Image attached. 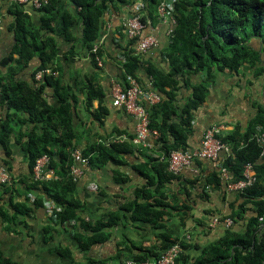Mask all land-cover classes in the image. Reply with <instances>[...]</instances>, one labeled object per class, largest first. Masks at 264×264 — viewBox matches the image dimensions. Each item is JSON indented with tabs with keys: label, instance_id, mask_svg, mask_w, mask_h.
Listing matches in <instances>:
<instances>
[{
	"label": "crops",
	"instance_id": "obj_1",
	"mask_svg": "<svg viewBox=\"0 0 264 264\" xmlns=\"http://www.w3.org/2000/svg\"><path fill=\"white\" fill-rule=\"evenodd\" d=\"M13 1L0 0V9L5 14L0 31V80L24 82L37 87L41 79L36 77L35 72L44 59L40 52L31 55L28 62H19L18 54L14 53L15 60L7 65L2 64L14 52L17 43L15 29L12 27L14 16L8 12ZM144 4V0L110 1L101 18L94 46L85 39L86 25L83 19H79L71 27L68 36L60 18L48 26L31 3L22 4L39 37H52L56 43V55L47 62V69L37 72L43 71V76L46 72L53 74L62 87L57 92L53 85L46 84L43 98L55 108L62 103L58 93L69 94L68 102L76 132L74 142L82 151L91 143L111 137L121 136L122 142H130L129 137L136 134L137 118L123 107L114 105L112 95L114 86H128L131 74L124 67L128 54L137 57L138 66L134 76L145 88L156 90L149 66H156L163 72L171 70L167 51L170 30L174 25L161 21L158 9L152 18L146 15V27L137 40L130 38L126 32L127 19L137 12L142 15ZM60 9L61 12L72 14L77 11L72 0H60ZM147 35H154L158 45L141 52L138 44ZM95 48L101 51L99 55H95ZM51 53L49 50L48 54ZM96 56L100 57L102 65L98 63ZM251 79L250 71L244 73L241 70L238 74L215 71L214 80L208 81L206 72H200L191 77L189 84H182L175 92L173 103L176 112L171 113L168 119L163 112H159L154 124L161 126L167 121L168 125L177 124L176 130H181V115L193 97L192 84L201 82L208 86L209 92L206 101L195 111L188 125L190 130L184 133L187 148L198 149L204 132L214 124L225 125L223 137L235 131L237 134L246 132L259 112L260 104L264 106V87L261 81L253 79L250 82ZM91 83L98 88V95L96 94L90 106L88 84ZM157 92L161 95L162 102L164 97ZM100 106L108 109L102 119L94 115ZM10 111L7 105L0 103V131ZM20 113L23 119L29 118L26 112ZM23 119L12 122L14 132L10 136V157L6 158V148L0 143V163L4 158L7 159L16 180L15 189L12 190L0 184V250L5 259L15 264H124L133 253L159 244L162 232L168 233L172 238H187L203 248L219 238L227 227L223 222L213 224L214 218L229 215L245 201L244 197L225 185V178H234L237 169L241 167L231 148L223 150L218 160L197 159L192 168L171 175L166 150L175 144L176 132L168 131L164 125L166 132L163 134L160 128L155 127L160 135L158 138H148L151 146L132 145L122 153V161L119 163L108 162L101 167L84 166V174L76 181V194L85 204L82 215L86 219L97 220L110 211H119L121 217L120 223L110 229L111 237L108 240L85 251L74 238L75 230L72 225L58 223V217L50 216L44 206L34 204L35 193L26 190L34 179L31 178L30 158L23 146L27 141L25 134L33 129L40 134L50 128L43 121L23 122ZM230 157L228 177L222 173L219 186L216 180L221 170L219 163H227ZM52 170L53 174L47 180L58 178L55 170ZM144 171L151 174L152 184ZM93 185L97 187L93 188ZM143 188L147 189V193L140 191ZM157 199L168 204V213L159 220L161 226L153 221L133 218L129 204L155 203ZM19 204L28 206L29 212L18 213ZM248 208L246 218L253 214V205L248 204ZM2 210L7 211L10 216H16L15 223L12 224L13 230L6 229ZM246 223V219L240 220L234 224V228L243 231ZM58 247L68 249L71 255L59 253L56 250Z\"/></svg>",
	"mask_w": 264,
	"mask_h": 264
},
{
	"label": "trees",
	"instance_id": "obj_2",
	"mask_svg": "<svg viewBox=\"0 0 264 264\" xmlns=\"http://www.w3.org/2000/svg\"><path fill=\"white\" fill-rule=\"evenodd\" d=\"M72 1L77 9L74 14L61 12L60 0H51L48 5L37 10L42 15L43 22L48 26L60 18L63 30L68 36L71 27L79 19H83L86 25L85 39L91 43V46H94V41L99 35L101 18L107 11L110 1L115 0ZM160 1L144 0L145 9H142V20L145 23L148 15L152 18L153 13H157ZM8 10L14 16L12 27L15 29L17 43L14 52L6 57L2 64L7 65L15 60L14 53L18 54L19 62H28L31 55L40 52L44 59L38 70H46L47 62L56 55L54 39L39 37L30 15L24 12L22 4L13 1ZM4 16V12L0 9V18L3 19ZM174 17L176 22L167 51L171 70L163 72L156 66H149V72L154 78V86L164 97L162 102L150 107L151 127H158L165 134L164 125H166L168 131L176 132L175 144L166 150L167 162L171 151L189 150L186 146L184 133L190 130L188 125L191 123L195 111L206 101L209 92L208 86L201 82L192 84L193 97L184 108L185 115H181L183 121L181 130H176L177 124L168 125L167 121L161 126L155 125V116L159 112H163L165 118L168 119L171 113L176 112L173 103L175 92L180 89L182 84H189L192 76L206 72L209 81L214 80L215 71H228L232 74H238L241 70L244 73L250 71L252 78L261 81L264 87V0H176ZM133 39L137 40L138 38ZM49 50L52 52L51 54H48ZM100 53L101 51L97 50L95 55ZM137 66V57L128 54L124 61L127 73L135 75ZM36 72L35 74L38 73ZM46 84L53 85L57 92L62 87L61 82L53 74L47 72L39 80L37 87L24 82L0 80L2 90L0 103H4L11 110L6 121L2 123L0 143L6 148V158L10 157L12 153L10 136L14 132L12 122L15 119H23L21 111L29 115V118L23 119V122L40 120L49 126L50 129H45L43 133L39 134L33 129L25 134L27 141L23 146L30 158L31 178L36 160L45 154L50 157L49 166L55 170L58 178L45 181L32 180L26 190L35 193V205L44 206L45 197L52 198L61 205L63 210L58 213V223L71 224L75 230L74 238L82 249L87 251L93 245L108 240L111 237L110 229L120 223L121 217L119 211H110L97 220L86 219L82 215L81 212L85 204L76 194L77 180H74L71 175V166L75 162L72 150L77 146L74 142L76 132L71 106L68 102L69 94L58 93L62 103L59 107L54 108L43 98ZM88 90L90 93L88 103L91 106L96 94L98 95L96 92L98 88L91 83L88 84ZM107 113L108 109L105 106H100L94 115L102 119ZM58 130H60L59 134ZM261 134H264V106L260 104L259 112L251 121L246 132L237 134L235 131L224 137L222 134L220 135L228 149H232L235 157L241 163L234 178H225L226 188L230 183L243 178L244 166L248 162L254 164L258 180L243 191L232 190L244 197L245 201L229 215L221 216L223 219L232 218L233 224L226 225L225 232L219 238L202 248L187 238H172L168 233L162 232L159 244L142 248L141 251L128 256V259L157 260L172 245L179 243L182 252L177 258L176 264H264V221L260 220L261 217H264V143L259 141ZM133 137L134 135L129 137L128 141L130 142H117L111 137L89 144L83 149V154L88 159L87 165L101 167L108 162H121L122 153L129 150L132 145L135 146L132 141ZM6 158L0 165L6 166L11 183L2 186L12 190L15 189L16 180L13 178ZM231 159L232 157L227 160V163H219L221 170L216 178L219 186H221L220 180L223 173L222 166L228 169ZM172 174L174 173L171 172ZM144 175L149 178V183L152 184L151 174L144 171ZM140 191L147 193L146 188L140 189ZM248 204L253 205V214L246 218V212L249 210ZM23 205H20L18 213L29 212V207ZM167 206L166 202L157 199L155 203H131L129 209L133 212L134 219L153 221L161 226L162 223L159 220L168 213ZM2 217L6 221V229L13 230L12 224L15 223L16 216H10L7 211L2 210ZM244 219L247 220L245 229L243 231L236 230L234 224ZM56 250L65 256L71 255L68 249L58 247ZM0 264H15V262L5 259L4 253L0 250Z\"/></svg>",
	"mask_w": 264,
	"mask_h": 264
},
{
	"label": "built area",
	"instance_id": "obj_3",
	"mask_svg": "<svg viewBox=\"0 0 264 264\" xmlns=\"http://www.w3.org/2000/svg\"><path fill=\"white\" fill-rule=\"evenodd\" d=\"M20 4L31 3L36 9H41L48 5L51 0H14ZM176 0H162L158 5V15L161 21L168 24L174 25L176 19L174 17V4ZM2 18H0V31L2 28ZM146 24L142 20L141 13L131 15L126 21V32L130 38H138L146 27ZM173 32L171 28L170 33ZM158 40L154 35H147L142 38L138 44L139 51L143 52L150 47L157 46ZM97 51L98 49L95 48ZM98 63L102 65L100 57L96 56ZM38 79L43 78V71H39L36 74ZM113 104L119 107H123L126 111L134 115L137 120V130L136 134L132 138V141L136 146H151L148 141L150 136L158 138L160 133L157 129L151 127L150 118V107L157 105L161 102V95L154 89L145 88L137 77L134 75H129L128 86L125 88L116 85L112 91ZM2 96V90L0 88V101ZM225 129V125L214 124L211 125L203 134L201 146L194 150H173L168 156V167L169 170L174 174H179L183 170L192 168L197 159H210L218 160L220 154L223 150H227L228 146L221 139L220 135ZM123 137L118 136L114 138V141H122ZM259 141L264 143V134H261ZM72 156L75 160L74 164L71 166V175L74 180H78L85 170L84 166L88 164V159L84 156L83 151L79 148L72 150ZM50 157L45 154L39 157L33 168V177L36 181H44L52 176L53 170L49 166ZM222 171L225 177L227 175V167L222 166ZM258 180L257 171L253 163L248 162L244 166L243 178L237 182L230 183L228 188L230 190L243 191L247 187L253 185ZM11 183L10 174L4 165H0V184L6 185ZM96 188V185L92 186ZM44 207L46 208L48 214L54 218L58 217V213L62 212L63 207L56 203L52 198H44ZM264 221V217L260 218ZM222 221L227 225L231 226L233 224V219L230 217L221 218L217 216L213 220V224L222 223ZM182 252V248L179 243L172 245L165 253L162 254L157 260L147 259V260H136L128 259L125 264H176L177 258Z\"/></svg>",
	"mask_w": 264,
	"mask_h": 264
}]
</instances>
